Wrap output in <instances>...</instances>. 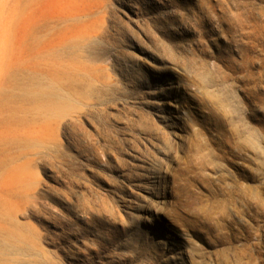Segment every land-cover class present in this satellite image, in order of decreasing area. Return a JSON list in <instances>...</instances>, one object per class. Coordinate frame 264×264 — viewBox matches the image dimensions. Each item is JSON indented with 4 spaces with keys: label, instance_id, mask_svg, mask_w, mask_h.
<instances>
[{
    "label": "rangeland",
    "instance_id": "rangeland-1",
    "mask_svg": "<svg viewBox=\"0 0 264 264\" xmlns=\"http://www.w3.org/2000/svg\"><path fill=\"white\" fill-rule=\"evenodd\" d=\"M0 264H264V0H0Z\"/></svg>",
    "mask_w": 264,
    "mask_h": 264
},
{
    "label": "bare ground",
    "instance_id": "bare-ground-1",
    "mask_svg": "<svg viewBox=\"0 0 264 264\" xmlns=\"http://www.w3.org/2000/svg\"><path fill=\"white\" fill-rule=\"evenodd\" d=\"M173 86H169L168 88H172Z\"/></svg>",
    "mask_w": 264,
    "mask_h": 264
}]
</instances>
